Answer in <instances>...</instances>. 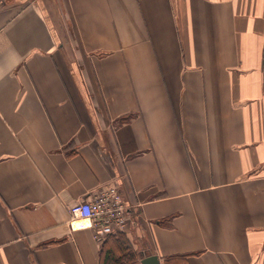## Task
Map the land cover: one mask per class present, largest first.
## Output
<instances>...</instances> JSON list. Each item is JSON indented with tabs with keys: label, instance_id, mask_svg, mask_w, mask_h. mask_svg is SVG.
Segmentation results:
<instances>
[{
	"label": "crops",
	"instance_id": "1",
	"mask_svg": "<svg viewBox=\"0 0 264 264\" xmlns=\"http://www.w3.org/2000/svg\"><path fill=\"white\" fill-rule=\"evenodd\" d=\"M111 184L133 264H264V0H0V264H101Z\"/></svg>",
	"mask_w": 264,
	"mask_h": 264
},
{
	"label": "built area",
	"instance_id": "2",
	"mask_svg": "<svg viewBox=\"0 0 264 264\" xmlns=\"http://www.w3.org/2000/svg\"><path fill=\"white\" fill-rule=\"evenodd\" d=\"M127 207L119 188L111 184L94 193L89 199L70 209V227L73 231L91 229L94 238L102 241L107 235L121 233L126 226Z\"/></svg>",
	"mask_w": 264,
	"mask_h": 264
},
{
	"label": "trees",
	"instance_id": "3",
	"mask_svg": "<svg viewBox=\"0 0 264 264\" xmlns=\"http://www.w3.org/2000/svg\"><path fill=\"white\" fill-rule=\"evenodd\" d=\"M122 235H107L102 242L101 264H133L137 255Z\"/></svg>",
	"mask_w": 264,
	"mask_h": 264
},
{
	"label": "water",
	"instance_id": "4",
	"mask_svg": "<svg viewBox=\"0 0 264 264\" xmlns=\"http://www.w3.org/2000/svg\"><path fill=\"white\" fill-rule=\"evenodd\" d=\"M141 262L142 264H160L159 258L156 255L145 256L142 258Z\"/></svg>",
	"mask_w": 264,
	"mask_h": 264
}]
</instances>
